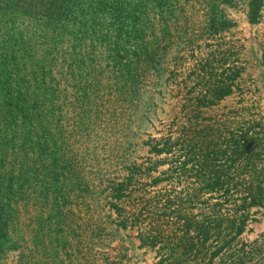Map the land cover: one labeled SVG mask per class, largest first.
Segmentation results:
<instances>
[{
    "label": "trees",
    "instance_id": "16d2710c",
    "mask_svg": "<svg viewBox=\"0 0 264 264\" xmlns=\"http://www.w3.org/2000/svg\"><path fill=\"white\" fill-rule=\"evenodd\" d=\"M239 8L264 23V0H0V261L264 264V111L219 106L234 50L181 79Z\"/></svg>",
    "mask_w": 264,
    "mask_h": 264
},
{
    "label": "rangeland",
    "instance_id": "374dc122",
    "mask_svg": "<svg viewBox=\"0 0 264 264\" xmlns=\"http://www.w3.org/2000/svg\"><path fill=\"white\" fill-rule=\"evenodd\" d=\"M226 13L229 18L237 22L236 28L223 33L221 36L222 39L215 43V47L211 49L203 48L200 50V53L195 56V58H197V56L201 55L199 60L195 61L188 57L183 71H181L183 75L181 79L185 80V85L188 86V88L191 85L198 84L196 73L202 75L198 70L200 61H207L213 65L221 66L219 63L221 62L220 60H223L227 64L236 57L233 55L231 56V50H234L237 52V58L244 68L238 80L239 90L235 92L233 96L226 98L219 106H260L264 111V23L255 26L248 24L240 8L227 9ZM234 47H236V50L231 49ZM215 74L220 75L221 70H217ZM207 79L208 76H206L202 84L197 86V90H205L206 87L203 85ZM183 91H185V87ZM175 105V103H172L170 106H167V108H173L176 113L178 111V106ZM167 108L166 112L168 110ZM158 129H160V127H158ZM249 228L250 231L244 235V239L252 241L264 231V219L261 222L252 223ZM126 239L135 243L133 237L127 236ZM16 254L17 253H9L0 261V264H14L17 256ZM134 256L137 259L142 258V260H146L149 263L152 259L151 253L142 256V251L138 250H135Z\"/></svg>",
    "mask_w": 264,
    "mask_h": 264
}]
</instances>
